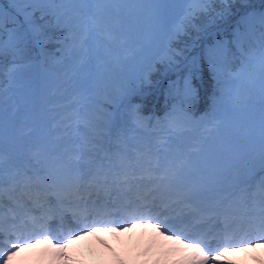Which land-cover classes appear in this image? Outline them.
<instances>
[{"label": "rangeland", "instance_id": "1", "mask_svg": "<svg viewBox=\"0 0 264 264\" xmlns=\"http://www.w3.org/2000/svg\"><path fill=\"white\" fill-rule=\"evenodd\" d=\"M43 6H46L50 11L43 19L38 18L36 20L42 26L43 32L38 43L30 42L27 46L18 45L15 48H10L9 29L15 27V25L11 22L4 26V50L2 56H7L8 50H10L14 53L13 57L16 59L26 58L28 62L22 59L21 65L15 67V62L11 60V66L6 67V61L0 60V72L3 71L4 67L8 69L7 77L3 79V82L2 80L0 82V145L5 147L4 151L8 152L9 155L8 159L0 158V174H4V172L14 167L15 164L21 168L27 166L22 151V146L25 147L27 144L36 147V153L35 149H29L31 154L34 155L33 161H42L41 164L43 166L46 165L44 154L48 153L47 147L54 141V137L45 126L42 140L40 127L54 112L53 104L61 101L62 94L59 93V90L54 92L52 89H59L70 85L74 74L80 72L83 68H87L77 63L78 57L80 56L81 58V56H85L86 54L81 43L85 46V44L87 45V41H89L90 53L95 59L97 58L99 71L97 72L98 75L97 73L94 74V78L90 76L91 74L84 77L82 75L76 76L72 90L86 87L89 84L93 87L101 79L102 74L107 73V66H109L108 68H115L109 72L112 78L118 77L117 80L120 79L121 81L126 79L130 81L136 80L143 73L145 77H149L148 75L151 73L152 75L156 73L160 74V72L163 74V70L167 71L166 73H170L172 70L168 69L169 63L171 61L176 62L178 59L174 53L168 50L170 41L173 38H170L158 26L157 8L164 9L163 15L166 18L167 28L170 31H174L178 25L184 26V32L178 36V39L176 38L177 42L183 44L185 42L191 43L192 40L198 39L199 35L205 30L214 31L212 26L219 24L223 19L214 20L213 18L222 9L230 7L231 14L227 18H237L235 22L238 24L245 11L257 9L259 1L255 2L254 0L252 4L248 5L233 4L230 6L217 2L208 6L210 9L208 13H197L192 18L191 23L185 21V12L187 9L199 6L181 2L170 3L164 6L139 3H115V5L114 3H106L97 5L94 3H73L71 0H68L64 4L58 3ZM5 7H7V4ZM51 9H55L58 13H61L59 21L52 14ZM97 9L103 11L98 12L97 16L99 19L94 20L92 13ZM170 20L172 21L170 22ZM87 22L93 28H101L103 31L100 29V32L98 31L96 34H93L92 30V35L88 33L86 38L88 40L84 39V42L82 39L84 36L81 35V32L85 31L83 28ZM237 26L240 27L242 32L245 30L243 24ZM65 29H68L69 35L60 50H64V52L68 51L69 55L61 62H54V57L50 56L47 58L48 53L42 50L41 43L47 40L48 44L57 47V42H54L52 37L59 34L62 37ZM261 30L257 26L256 35ZM70 33H73V35L70 36ZM115 35L122 38L123 44L124 40H126V45L121 46L123 45L122 43L116 45L112 41L113 39L116 40L117 37ZM217 40L225 42L227 54L217 61V71L215 73L209 70V79H205L203 76L200 79L198 71L194 73L198 83L192 79V84L195 88V99L190 103L184 104L185 107H189L187 108V112L180 111L181 109L177 108V104H174L175 108H172L173 112H171V116L168 114L174 123L155 117L158 121L155 125L158 131L155 133H159V139L151 136L153 139L152 143L155 144L156 154L159 157L162 154L163 160L158 158L157 163H153L155 157L152 154V157L149 156L152 158L149 162H152L156 166L155 172L158 171L160 165L168 160L167 153L165 152L171 148L173 149V147L181 146L180 144L183 141L191 138V143L195 148L188 149L184 151L185 153L179 151L178 153L185 154L183 156L185 161L180 159L177 163H185L189 171L195 170L196 172L202 169L209 174L212 172L211 182L209 181L211 185L214 182L215 185H222L224 180L226 181L234 175L250 180L247 185L238 189L237 193L240 196L239 199H241L243 196L249 197L251 188L254 189L251 194L253 195L254 203H256L261 195L259 190L264 185V175H261V172L264 171V137H262L261 127L262 120H264V60H262V57H264V47L261 46L258 40L252 38L244 39L237 46L233 41L232 32L230 38L223 37L208 44L205 47V56L208 47L212 46ZM194 44L197 45V41ZM191 46L189 44L187 47L191 49ZM44 49L53 52L51 48ZM87 55H89V52H87ZM193 56H196L198 61V56L192 54L189 57L190 63ZM124 62L125 66L123 67L122 64ZM173 68H178V66H174ZM128 72L131 74V77ZM133 75L137 76L133 78ZM183 82L184 79L181 80L180 77H174L164 86L166 97L170 98L174 103H178L176 90L183 87ZM144 86L147 85H143L141 81H138L133 91H139V88H144ZM200 87L203 90L208 89L210 91L209 100L212 99L211 103L207 102L205 106L207 109L205 110H201L198 105L199 98L202 97ZM92 90L87 92L89 97L101 99L102 105L98 102L97 108L91 106L95 111L93 113L84 112L82 108L83 104L79 105L80 113L74 115L76 120L72 124L65 126L58 123L56 127L60 131V135H62L63 131L73 133L74 136L72 137L76 139V144L78 146L81 145L79 149L75 147L80 153L85 152L84 145H87V151L89 150L92 145V142H90L92 137L94 138L91 141L99 139L98 137L102 133L100 128L106 124V116L109 119V115L121 103L122 93L125 92V90L119 89L110 92L108 88H104L103 92L99 91L98 93L93 88ZM140 95H143V93H140ZM154 95L153 102L157 101L159 97L157 92ZM129 102L131 103L129 104V110L134 112L137 104L133 103V100ZM100 109L101 114L99 115L100 112L98 111ZM88 115L93 120L98 119L97 126L94 125L95 123L89 124V120L82 119ZM59 116L55 120L61 122ZM142 116L143 118L148 117L147 119L151 118L150 113L147 115L143 113ZM133 117V115L129 117L128 123L130 127L128 126L129 131L127 135L129 139L128 144L132 146V151L134 152L135 148L141 147L140 149L144 150L145 135L147 133L153 135V133L146 130V127H148L147 123L144 126L141 124L143 128L141 126L135 128L134 123L136 124L137 121ZM141 121L145 123L146 119L145 121L141 119ZM87 124H89L88 127H83ZM115 135L119 138L118 134ZM166 135L167 137H164ZM218 135H220L219 138H217ZM163 138L165 139L162 141ZM214 139H217L216 143ZM168 144L171 145L168 147ZM165 147L166 149L164 150ZM144 151L143 153L148 152L147 150ZM197 160L201 162V167H194ZM228 160L233 162L229 163L227 162ZM153 167L151 166V169ZM249 174H251L250 177ZM204 185L207 186L206 183ZM2 199L4 202L12 203L8 197L4 196V193ZM2 207L0 205V210L5 209L4 206ZM127 247H130V244H127ZM16 251L14 249L13 252ZM256 251V255H264L261 249H256ZM0 253L2 252L0 251ZM215 255L213 254V256ZM195 259L194 255H190L186 260L194 264Z\"/></svg>", "mask_w": 264, "mask_h": 264}, {"label": "bare ground", "instance_id": "2", "mask_svg": "<svg viewBox=\"0 0 264 264\" xmlns=\"http://www.w3.org/2000/svg\"><path fill=\"white\" fill-rule=\"evenodd\" d=\"M103 137V140L99 144H105V141L109 140L110 135ZM173 162L170 160L165 167V169L169 170L167 172V174L170 173L169 176H164L163 179H157L155 186H162L166 191L181 190V194L185 195L188 201L199 204L200 207L205 209L200 208V211L194 214H185L178 220H174L176 219L175 217L168 215L167 218H164V221L167 222L158 223L157 228H153V225L151 226L150 224H142L123 231L119 228H109L104 231L86 232L89 226V224H86L81 228L80 233L74 236L75 238L71 237V239L66 242L63 241L62 243L55 242L53 233H50L48 240L37 243V238H34L35 241H29L27 247H24L25 244L23 245L22 243L11 260L7 261V264H191L184 258V253L179 250L180 248L186 249L187 252L194 255L196 257L195 264H199V261L203 257L196 251L198 245L194 243L199 242L202 245L208 241H217L220 243V247H223L222 255H220L219 259L210 260L209 264H264V255H256V249H261L264 254V240H262L264 237L259 240L256 235L254 237L244 236V234L236 235L238 231L233 227L221 229L220 234H217L216 230L211 228V235H200L219 215V213L215 215V212H208L209 208L215 207V210H219L222 206V203L219 202L221 198L228 194L229 191L242 187L247 182L246 178L234 175L226 181H223L222 185L216 184L213 188H208V194L205 195V187L201 185L200 180L197 179L199 182H193L194 179L190 181L189 178L187 179L188 172H184L181 166L175 167L176 163ZM69 175L65 173L61 174V176L59 175V183L61 181L69 182ZM160 175L162 173L155 176L160 177ZM250 176L251 174H249ZM73 181L77 182L78 180L74 179ZM145 182L143 181V183ZM118 184L119 179L112 186H117ZM32 185L21 188L26 193L21 190L19 191V189L13 190V187L7 192L13 197L17 206L14 208L13 206L4 204L5 211L0 210V228L10 237L12 233L15 236L22 235L25 230L27 231L21 218V214L27 213V205L25 204L26 196L22 195V193L26 194L33 204L40 209L45 208V206L49 207L52 204L45 188L36 191L34 189L36 188L35 184L32 183ZM110 185L111 183L108 186ZM138 186L148 190L144 185ZM81 187H90L91 191L83 193L81 192ZM94 188L95 184L91 185L89 181L81 178V181L79 180L78 184L72 187V190L60 194V201H57V203L63 204L62 202L69 196L77 197L78 199H86L87 197L90 199L97 198L99 197L98 193L105 190L104 186L101 187V190L97 189L94 191ZM132 189L133 187L129 188V190ZM115 195L116 193H113L111 196L113 197ZM77 198L73 199L79 201ZM95 200H99V198ZM151 202L153 205H156L155 207L162 208L156 202V199H152ZM183 206L185 205H179L176 213ZM186 206L191 207L189 204ZM230 207H232L231 204ZM19 208L24 212H18ZM87 214L88 217L93 218L94 223L103 224L112 221V219L106 220L99 218L95 212H88ZM195 221H198V223H194ZM192 227H195L194 230L191 229ZM179 230H193V234L187 235L188 241L174 240L172 236L167 235ZM25 235L28 236L27 233ZM16 237L13 238L12 245H20ZM62 244L66 246H62ZM127 244H130V247H127ZM189 245L193 246L190 247ZM198 247L200 248V246ZM13 249L15 248L12 247L10 249V254L14 251ZM211 249L217 251L215 247ZM26 250H28L27 253H25Z\"/></svg>", "mask_w": 264, "mask_h": 264}, {"label": "snow or ice", "instance_id": "3", "mask_svg": "<svg viewBox=\"0 0 264 264\" xmlns=\"http://www.w3.org/2000/svg\"><path fill=\"white\" fill-rule=\"evenodd\" d=\"M68 2V0H0V56L3 55L4 50V40H3V32L5 21L8 20L12 22L15 27L9 29V47L15 48L18 45L27 46L30 42H39L40 38L43 35L42 26L36 22V13H40V19H43L45 15L48 14L50 11L48 8L41 7L43 5H55V4H64ZM73 3H94L97 5L106 4V3H117V4H150V5H158L164 6L170 3H188L191 5H197L199 7H193L187 9L185 12V21L187 23H191L192 18L197 13H208L210 11L209 5L214 3H223L225 5H233V4H252L254 0H71ZM7 4V7L5 5ZM260 8L257 9H250L244 12L241 16L239 24L244 25V31L240 30V27L237 26L233 30V41L237 46L241 44V42L246 38H252L258 40L262 47H264V0H259ZM103 10L97 9L95 12L92 13L93 19L98 20L99 17L97 16L98 12ZM163 8H157L156 14L158 16V26L164 31L170 38L179 36L184 32V26L178 25L174 31H170L167 28L166 18L163 15ZM51 12L54 16L57 17L59 21V16L61 13H58L55 9H51ZM231 14V8H225L221 11L217 12L215 19H226L228 15ZM259 26L262 29L258 35H256V27ZM87 30H85V35L82 39L87 38ZM227 54V47L225 42L217 40L212 46L208 47L207 49V60L209 63V68L214 73L217 71V61ZM264 60V57H262ZM191 67L193 70L197 68V57L193 56L191 58ZM176 97H177V107H182L186 103H190L195 99V88L192 84V74L190 73L183 82V87L178 88L176 90ZM130 117L135 115V119L138 124H142V121L138 114H129ZM105 128L112 129V128H119V122L113 118H109L108 122L104 125ZM262 127V137H264V120L261 123ZM93 145L96 143L95 141L92 142ZM91 150V149H90ZM76 171H79L77 169ZM120 173L116 174V178H118ZM126 176L127 173H124ZM107 179V177H105ZM12 180H15V176L11 177ZM78 183V181H77ZM56 192L57 198H59L62 192H66L68 190H72V184L68 181H61L59 184L55 186L53 189ZM47 191V189H45ZM258 227L264 228V210L261 211L259 216V224ZM95 231V228H93ZM84 234V233H81ZM46 238V237H45ZM75 238V237H73ZM39 241H37L38 243ZM199 242H197L198 244ZM28 245L25 244L24 247ZM62 246H66L63 245ZM190 247L193 245H189ZM13 248L17 251L20 248L19 244H13ZM235 250V249H233ZM196 251L199 252L200 256L203 257L202 260L199 261V264H209L210 260H218L221 253L213 257H208L205 255L203 249L196 247ZM15 255V252L11 254H7L5 264L7 261H10L12 256ZM4 256H0V260H4Z\"/></svg>", "mask_w": 264, "mask_h": 264}, {"label": "trees", "instance_id": "4", "mask_svg": "<svg viewBox=\"0 0 264 264\" xmlns=\"http://www.w3.org/2000/svg\"><path fill=\"white\" fill-rule=\"evenodd\" d=\"M256 1H259V0H255ZM115 5V3H114ZM41 7H45L46 6H41ZM260 4L259 6L257 7V10L260 8ZM40 16V13L37 12L36 13V17L37 19L39 18ZM36 19V20H37ZM237 20V18H226V19H223V21L221 20V22H217L219 24L215 25V26H212L214 31H204L202 34L199 35L198 39H194L191 41V43H183V44H180V42H177L176 41V38L178 39V36L176 37H173V39L170 41V47L168 48L169 51H171L172 53H174L175 56H177V59L178 61L176 62H170L169 65H168V69L170 67H172L173 65H176L178 66V68H175L172 69V71L170 73H167L165 74L166 72L163 70L162 72H164L163 74L160 72L159 73H156L154 75L149 74L148 76L149 77H145V75L141 76L139 78V80L141 81V83L143 85H147V86H144V89L147 88L149 90H153V92L151 94H154L155 93V89L154 87H156L157 83L159 84L160 81H159V78H166V80H172V78H176V77H180L181 80L185 79L190 73L192 74V79L194 81H196L198 83V81L195 79L196 78V75L194 74L195 72L198 71V74L200 76V79L203 77L208 78L209 79V65H208V62H207V59H206V56H205V50H206V46L208 44H211L212 42H214L216 39H220V38H223V37H228L230 38V35H232V32L234 30V28L236 27V25H238L235 21ZM7 23H11L10 21L6 20L5 21V24ZM8 25V24H7ZM219 26V29L217 30V27ZM69 31L68 29H65L64 30V33L62 34V37L57 35V36H53L52 37V40L54 42H57V47H54L53 45H50L48 44L47 40H44L41 45L43 48L42 50L47 54V58L50 57V56H56V60H58V55L59 54V51L60 49H62L63 47V43L67 40L68 38V34ZM73 33H70V36H72ZM197 41V45L194 44V42ZM126 42H124L123 46L126 45ZM199 43V44H198ZM189 44H191V49L189 47H187ZM44 48H51L52 51L50 50H45ZM8 54L7 56H1L0 60L2 61H6L5 63H7V66H9L11 60H12V57H13V52H11L10 50H8ZM42 52V51H41ZM66 52V51H65ZM11 53H12V56H11ZM192 54H196L198 56V66L195 70L192 69L191 67V63H190V59L189 57L192 55ZM6 55V54H5ZM25 60L26 58H19L17 59L16 61H22ZM5 69V70H4ZM190 71V72H189ZM7 72H8V69H6L5 67L3 68V71L0 72V82L2 80L3 82V79L6 78L7 76ZM189 72V73H187ZM204 74H206V76H204ZM184 77V78H183ZM118 78V77H117ZM117 78H112V76L107 80L108 84H107V88L108 90L111 92H114V91H117L118 89L120 90H125V93L129 91H133L135 90V85H136V80H123L121 81L120 79L117 80ZM183 78V79H182ZM121 81V82H120ZM164 81V80H163ZM155 82H157L155 84ZM155 84V85H154ZM211 84V83H210ZM132 85V87L130 88V86ZM163 88L164 86H166V83H163ZM208 86V84H207ZM129 89V90H128ZM103 90H104V87H103ZM108 90H107V93H108ZM128 90V91H127ZM163 96V93L159 96L160 98ZM150 97V94L147 95V98ZM159 98V101L162 102V99ZM204 103L201 102L199 104V106L202 108V105Z\"/></svg>", "mask_w": 264, "mask_h": 264}]
</instances>
